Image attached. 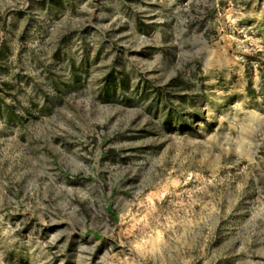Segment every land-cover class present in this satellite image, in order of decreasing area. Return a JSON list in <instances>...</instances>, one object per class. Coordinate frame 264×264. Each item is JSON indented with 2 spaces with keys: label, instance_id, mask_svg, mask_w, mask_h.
Listing matches in <instances>:
<instances>
[{
  "label": "rangeland",
  "instance_id": "obj_1",
  "mask_svg": "<svg viewBox=\"0 0 264 264\" xmlns=\"http://www.w3.org/2000/svg\"><path fill=\"white\" fill-rule=\"evenodd\" d=\"M0 264H264V0H0Z\"/></svg>",
  "mask_w": 264,
  "mask_h": 264
}]
</instances>
